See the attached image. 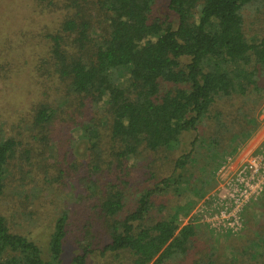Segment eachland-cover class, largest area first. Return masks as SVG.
I'll return each instance as SVG.
<instances>
[{
  "label": "trees",
  "instance_id": "1",
  "mask_svg": "<svg viewBox=\"0 0 264 264\" xmlns=\"http://www.w3.org/2000/svg\"><path fill=\"white\" fill-rule=\"evenodd\" d=\"M159 1L35 0L41 13L59 10L63 17L54 32L37 37L39 48H22V54L29 52L34 59L1 60V54H11L13 48L7 49L6 40L0 39V69L9 73L2 77L10 83L19 70L25 74L29 68L27 80L37 97L34 107L14 122V135L0 129V264H62L67 213L54 221L46 260L35 241L11 230L1 204L15 162L23 180L31 174L25 167L36 165L37 182L43 187L65 180L68 170L61 164L51 167L43 158L53 142L49 129L59 122L66 130L68 110L76 117L69 122L80 125L78 98L103 107L110 131L103 155L98 138L87 145L93 162L86 176L91 178L88 188L93 189L94 210L107 225L97 241L110 237L102 254H128L129 264H170L191 255L198 228L182 222L194 202L175 211L157 207L156 201L163 194L183 195V185L201 199L216 184L214 172L227 155L218 153L217 164L205 162L207 153L197 155L201 129L216 147L258 130L264 34L255 41L246 36L243 12L264 0H167L173 20L155 12ZM2 86L9 88L8 83ZM233 103L240 105L238 115L232 112ZM160 153L172 166L166 177L165 172L150 173L156 160L145 164L149 155ZM195 159L205 175L192 180L184 172ZM49 169H57V179H51L55 176ZM156 177L163 178L155 182ZM157 213L163 216L152 220ZM246 224L256 250L241 249L238 255L264 264V221L254 225L248 217ZM82 243V251L69 264H88L93 244ZM200 254L193 264H236Z\"/></svg>",
  "mask_w": 264,
  "mask_h": 264
},
{
  "label": "rangeland",
  "instance_id": "2",
  "mask_svg": "<svg viewBox=\"0 0 264 264\" xmlns=\"http://www.w3.org/2000/svg\"><path fill=\"white\" fill-rule=\"evenodd\" d=\"M155 12L160 16L169 15L172 20L174 19V14L168 8L167 0H160ZM243 14L246 36L251 40H258L264 34V2L260 5L249 6ZM62 17L59 10L48 14L41 13L35 0H0V39L6 40L7 49L13 48V53H7L5 56L1 54V60H8L13 63L33 60L34 58L29 52L22 54V48L24 51L39 48L36 47L39 42L37 37L40 38L49 31L54 32ZM25 69L26 75L19 70L20 73L10 83L2 77V75H9V73L0 69V129L6 136L14 135V122L27 114L34 107L32 104L37 100L29 85V80H27L30 69L27 67ZM6 83H8L9 88H3L2 85ZM77 103L78 113L82 115L79 120L80 125L75 126L69 122L71 118L76 120V117L74 118L71 110H68L69 115L65 122L66 130L64 124L59 125V122L49 129V135L53 142L43 158L51 167L61 164L65 170H68L63 176L65 180L57 185L43 187L40 182H37L39 181L37 165L34 168L25 167L26 171H30L31 174L23 180V174L19 172V165L15 162L11 165L12 172H10L8 179L7 194L1 204V212L7 218L14 233L27 236L36 242L46 260L49 259V241L53 232L54 221L60 214L67 213L69 215V227L64 243L62 264H69L73 257L82 251L80 250L82 249L80 243L86 244V241L93 244L92 247H89L92 253L88 264H129L131 257L128 254H102L101 251L109 242L110 237L107 235L104 239L97 241L106 230L107 225L105 224L106 220L94 210L96 202L94 193L91 191L93 189L88 188L91 178H86V176L90 177L88 170L93 163L90 154L87 153L88 142H93L98 138V144L101 145L99 147L101 155L108 147L110 131L106 114L103 107L98 108L80 98H78ZM62 106L64 107V105ZM63 107H61L62 110ZM239 107V104H231L234 115H238ZM263 107L264 100L257 113L258 130L248 137H242L243 140H232L234 143L232 145L223 142L221 146L216 147L208 139L209 133L201 129L203 134L199 143L195 145L197 155L198 153H207L205 162H214L215 164H217L215 159L221 158L218 153L227 155L223 157V163L219 169L214 172L216 184L206 191L204 197L199 199L197 192H190L185 188V185L180 188L184 194L179 197L173 194H163L164 196L158 197L157 207L165 205L168 210L175 208V211L189 202H194L190 214L182 222L186 225H197L198 228L197 237L189 251L191 255L186 260H179L181 259L179 258L169 262L170 264H193L192 261L198 259L200 253L203 252L213 254L215 259L221 263H229L231 260H235L236 264L253 263L249 257H239L238 251L241 249L250 250V252L256 250L255 243L250 241L248 235L250 229L246 223L248 217L252 218L254 225L264 221V190L256 201L245 208L242 228L235 234L215 232L207 224L200 222L199 215L203 211L204 205L214 201L212 196L217 198V194L223 192L221 185L232 178L243 165L255 156H262L264 159ZM205 123L210 128L209 123ZM20 131L23 133L22 129ZM180 150H183V147ZM184 150L187 151V149ZM232 150L235 151L229 154ZM149 156L150 159L146 160L148 162L145 163L146 165H150L149 162L152 159L156 160L154 165H150V173L157 171L158 174L160 171V174L165 172L163 177L168 176V171L172 170V166L170 161H167V155L160 153ZM200 164V161L193 160L184 173L190 175L192 180L196 178L194 175L204 176L203 165ZM214 170L211 172L213 173ZM49 171L51 175L55 176V178H51L52 180L57 179L60 175L57 169H49ZM159 179L156 177L155 182ZM136 183L140 189L142 187L140 181ZM150 184L151 187H154L155 183L150 182ZM170 193L173 192L170 191ZM162 216L163 214L159 213L153 214L152 220H157Z\"/></svg>",
  "mask_w": 264,
  "mask_h": 264
},
{
  "label": "built area",
  "instance_id": "3",
  "mask_svg": "<svg viewBox=\"0 0 264 264\" xmlns=\"http://www.w3.org/2000/svg\"><path fill=\"white\" fill-rule=\"evenodd\" d=\"M221 188L223 192L217 194V198L212 196L214 201L204 205L199 219L215 232L235 234L242 228L245 208L256 201L264 190L263 157H253Z\"/></svg>",
  "mask_w": 264,
  "mask_h": 264
}]
</instances>
